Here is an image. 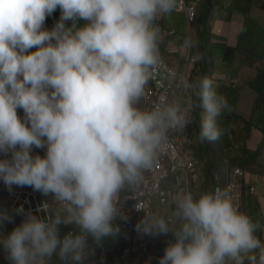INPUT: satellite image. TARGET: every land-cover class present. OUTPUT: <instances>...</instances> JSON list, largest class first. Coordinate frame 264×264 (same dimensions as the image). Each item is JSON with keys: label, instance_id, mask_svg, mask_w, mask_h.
<instances>
[{"label": "clouds", "instance_id": "clouds-1", "mask_svg": "<svg viewBox=\"0 0 264 264\" xmlns=\"http://www.w3.org/2000/svg\"><path fill=\"white\" fill-rule=\"evenodd\" d=\"M176 0H0V181L9 192L30 187L60 205L54 216L13 210L21 223L0 236L8 264H84L105 238L127 221L119 199L152 167L168 129L191 115L178 100L151 111L135 105L159 62L161 14ZM61 15L52 29L46 17ZM86 23L77 27L76 21ZM66 22H71L70 26ZM180 86L203 109L198 139L224 134L218 118L231 107L210 78ZM22 109L23 118L17 115ZM45 155H32V149ZM170 219L144 216L138 234L169 233L159 264H264L258 223L241 212L226 190L179 194ZM40 211V209H38ZM13 215L0 211V225ZM72 226L60 234V227ZM78 229V230H77ZM89 237L93 245L89 244ZM259 250V260L255 253ZM145 264H151V259Z\"/></svg>", "mask_w": 264, "mask_h": 264}, {"label": "crops", "instance_id": "crops-1", "mask_svg": "<svg viewBox=\"0 0 264 264\" xmlns=\"http://www.w3.org/2000/svg\"><path fill=\"white\" fill-rule=\"evenodd\" d=\"M182 1L176 0L173 11L161 14L155 21L160 30L157 41L159 57L176 67L178 56L175 45L164 32L174 29L181 34L189 33V42H178L182 53L179 70L187 66L184 64L186 55H194L196 62L191 67L187 81L210 78L216 92L225 96L231 107V111H225L218 118L217 123L224 130L220 139L201 143L198 133L203 109L195 107L198 103L195 94L192 90L188 92L192 101L191 122L188 125L191 134L197 135L193 148L202 166L190 190L206 192L215 185L223 187L228 178L226 172L231 166L243 168L246 182L254 185L255 190L252 194L247 191L244 193L242 212L258 223L255 235L264 242V154L257 151L263 142L261 131L264 130V0H199L196 16L189 28ZM53 15H56L55 12L46 17V29L50 30L55 25L48 22ZM66 23L69 26L71 24ZM85 23L83 20L76 21L77 27ZM135 106L143 110L142 103L141 106ZM4 158L0 154V159ZM166 182H169L168 179ZM175 207L173 200L169 205L156 206L154 212L156 216L168 220ZM140 238L147 239L138 235ZM150 239L151 242L141 249L136 264H145L149 258L151 264H159L167 242L175 238L169 233L152 236ZM110 240L115 245V251L119 252L122 242L114 237ZM107 249H96L95 255H90L88 259L91 257L100 261L104 257L101 253ZM105 254V258H112L110 254ZM255 254L259 256V250ZM247 260L245 257L244 264ZM87 263L84 261V264Z\"/></svg>", "mask_w": 264, "mask_h": 264}, {"label": "built area", "instance_id": "built-area-1", "mask_svg": "<svg viewBox=\"0 0 264 264\" xmlns=\"http://www.w3.org/2000/svg\"><path fill=\"white\" fill-rule=\"evenodd\" d=\"M198 1H182L188 28L196 16ZM164 33L172 38L173 46L175 45V52L178 56L177 66H171L159 57V62L145 87L144 96L141 97L143 110L151 111L161 100L168 102L178 100L191 115L192 101L188 93L189 90L183 89L180 86V81L181 79H189L191 67L196 62V57L186 55L184 64L187 66L181 71L179 66L182 62V53L178 48V42L184 40L189 42V33L181 34L174 29L166 30ZM189 126L168 129L152 167L143 172V178L138 184L126 186L119 193L122 211L128 217L127 221L119 218L114 221L122 231L120 235L114 237L115 240L122 242L123 246L120 251H115V245L112 243L107 251L101 253L104 257L100 261L90 257L86 260L87 264H136L141 249L151 242L152 236L138 234L135 231V225L144 216L143 211L135 209V205L143 204L147 213L156 215L154 212L156 206L169 205L173 200L175 201L179 194L190 190L191 183L197 181V175H199L202 166L193 148ZM226 175L228 178L223 187L215 185L210 191L217 187L226 190L234 204L242 212L241 203L244 193L246 191L251 194L254 193L255 187L246 182V172L240 166H231ZM167 179L169 182H166ZM20 206H23L25 211L31 210L41 217L54 216L60 210L59 203L51 195L45 196L32 188L15 186L12 192H9L2 181L0 184V210L13 212L15 208ZM16 216L22 217L21 215ZM61 226L66 228V233L75 228L74 225ZM138 235L147 237V239H138ZM89 242L93 243L90 237ZM96 249L102 250L101 246L96 247ZM105 253L110 254L112 258H105ZM257 260H259V256H257ZM52 264L55 263L52 262ZM246 264H250V261L247 260Z\"/></svg>", "mask_w": 264, "mask_h": 264}, {"label": "rangeland", "instance_id": "rangeland-1", "mask_svg": "<svg viewBox=\"0 0 264 264\" xmlns=\"http://www.w3.org/2000/svg\"><path fill=\"white\" fill-rule=\"evenodd\" d=\"M136 105L141 106V99H140L139 103H137ZM17 115L19 117L23 118V116H24L23 110L17 109ZM261 133L263 134V142H262L263 146H262V144H260L258 146L257 151H259L260 153L262 152L264 154V130L261 131ZM192 135H193V133L191 134V141H192V144L194 147V144H196V141H197V135L196 134H194L193 136ZM31 154L44 156L45 155V149L33 147ZM8 156L10 159L11 158L10 154ZM199 175H200V172H199ZM216 175H218V174H216ZM25 188H30V187L25 186ZM7 211L13 215V223H4L3 225H0V236H6L13 229V227L19 225L23 219L22 217L16 216L12 211H9V210H7ZM60 232H61V228H60ZM120 234H121V232H120ZM110 238L111 237L105 238L103 240L102 246H101L102 249H107L110 247V244L112 242L110 240ZM0 264H8V261L5 259V253H4L2 245H0ZM57 264H58V261H57Z\"/></svg>", "mask_w": 264, "mask_h": 264}, {"label": "trees", "instance_id": "trees-1", "mask_svg": "<svg viewBox=\"0 0 264 264\" xmlns=\"http://www.w3.org/2000/svg\"><path fill=\"white\" fill-rule=\"evenodd\" d=\"M55 14H56V15H53V16L48 20V22H50L51 25H52L53 23L56 24V22H57L56 19H59V18H60L61 12H60V9H59V8H57V10L55 11ZM6 158L9 159V156H7ZM60 228H61V232H60V234H61V236H63V235L66 233V231H65L64 227H60ZM53 262H54L55 264H57V260H56L55 257H53Z\"/></svg>", "mask_w": 264, "mask_h": 264}, {"label": "bare ground", "instance_id": "bare-ground-1", "mask_svg": "<svg viewBox=\"0 0 264 264\" xmlns=\"http://www.w3.org/2000/svg\"><path fill=\"white\" fill-rule=\"evenodd\" d=\"M244 196V195H243Z\"/></svg>", "mask_w": 264, "mask_h": 264}]
</instances>
